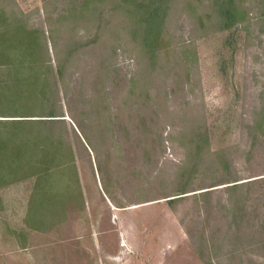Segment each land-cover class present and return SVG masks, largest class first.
Segmentation results:
<instances>
[{
	"label": "rangeland",
	"instance_id": "rangeland-1",
	"mask_svg": "<svg viewBox=\"0 0 264 264\" xmlns=\"http://www.w3.org/2000/svg\"><path fill=\"white\" fill-rule=\"evenodd\" d=\"M142 1L0 0V83L69 59L68 119L3 143L0 264H264V0H164L153 57Z\"/></svg>",
	"mask_w": 264,
	"mask_h": 264
},
{
	"label": "trees",
	"instance_id": "trees-1",
	"mask_svg": "<svg viewBox=\"0 0 264 264\" xmlns=\"http://www.w3.org/2000/svg\"><path fill=\"white\" fill-rule=\"evenodd\" d=\"M132 1L136 3V0ZM163 1L164 0H147L146 2V0H143L141 4H137L140 6L139 9H142V12H140L141 16H139L138 21H142L145 23V26L142 27V43L144 44V47H147L149 49L152 57L154 56L156 47H158V41L161 33L160 23L163 18L162 12L167 8L166 5L164 7L162 6ZM224 5L225 4L223 3L222 7ZM34 32L35 31H31V33ZM31 33L28 32V34ZM7 47L11 46L5 44L3 50L0 49L1 55H6V52L8 50H5V48ZM38 47H40L38 37H33L32 39H28V41H23L22 39L21 43L14 45L16 53H20L18 54L19 56H21L22 58L27 56L28 68H26V70H21L17 67V65H22V62L25 61L22 60V58L18 57V61L20 62H18V64L16 65L13 64L15 68L9 71L8 78L5 80V82L0 83V104L4 105L8 102H11V104H17L14 105L16 108L24 109V112H21V114L18 113L16 115H0L2 117L13 116L12 119H0V125L9 124L12 127V130L7 132L12 133V135H8L5 138L1 136V138L3 139H0V166H2V161L4 159L8 160L7 153L9 150L7 152L2 151L6 150L7 147L6 145L3 146V143H5V141L6 143L8 142V144H12L9 148L10 150L12 149L11 153L15 152V156H20L26 153L25 146L31 142V140L29 139V135H31L29 134V129L32 126L31 124H55L58 122H65V119L55 118L57 116H63L64 114H56L54 112V107H56V104L58 103L60 89L62 87H65L64 71L66 70L69 59L66 56L62 59L58 58L56 67L52 69V65L47 64L46 62L44 64V60L39 61L40 59H36V56H38ZM70 54L71 52H69L67 56L70 57ZM41 101H47L48 103H50V111L46 115H33L32 109L35 108ZM31 116L45 117L37 118ZM79 131L87 144L91 145L93 149L92 144H90L91 142L89 143L87 137L84 136L85 134H83V130ZM37 133L40 135V132ZM38 151L40 150H38V147L35 144V146L31 149V153ZM19 165L20 161L18 162V166ZM17 168L13 169L15 170ZM3 177L4 176H0V179H2ZM233 185H238V183L232 184V186Z\"/></svg>",
	"mask_w": 264,
	"mask_h": 264
},
{
	"label": "water",
	"instance_id": "water-1",
	"mask_svg": "<svg viewBox=\"0 0 264 264\" xmlns=\"http://www.w3.org/2000/svg\"><path fill=\"white\" fill-rule=\"evenodd\" d=\"M65 118V117H64ZM65 119H68V118H65Z\"/></svg>",
	"mask_w": 264,
	"mask_h": 264
}]
</instances>
